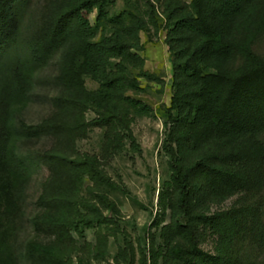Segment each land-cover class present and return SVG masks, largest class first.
Returning a JSON list of instances; mask_svg holds the SVG:
<instances>
[{
    "label": "trees",
    "instance_id": "16d2710c",
    "mask_svg": "<svg viewBox=\"0 0 264 264\" xmlns=\"http://www.w3.org/2000/svg\"><path fill=\"white\" fill-rule=\"evenodd\" d=\"M163 1L164 18L151 0L146 18L111 13L113 0H0V264L105 259L110 236L121 231L112 194L132 197L107 161L127 145L140 151L133 124L148 109L129 92L141 89L139 77L163 83L145 69L141 32L149 24L167 29L172 57L174 92L161 111L169 176L144 245L125 239L115 262L243 264L242 242L264 245L260 205L250 202L264 191V56L254 48L264 34V0ZM50 66L54 109L29 122L25 112ZM95 128L101 153L80 152L78 141ZM43 138L54 144L38 151ZM43 163L51 172L29 225L49 240L19 249L28 189ZM87 228H97L95 244L75 236ZM207 238L212 250L203 247Z\"/></svg>",
    "mask_w": 264,
    "mask_h": 264
},
{
    "label": "rangeland",
    "instance_id": "374dc122",
    "mask_svg": "<svg viewBox=\"0 0 264 264\" xmlns=\"http://www.w3.org/2000/svg\"><path fill=\"white\" fill-rule=\"evenodd\" d=\"M157 9L161 18L163 15V0H151ZM185 3L191 0H182ZM131 10L143 17H148L150 5L149 0H113L110 5L111 13H118L122 10ZM97 11L91 15V20L96 21ZM162 21V20H161ZM142 42L145 49L142 54L145 58V69L154 72L163 79V83L157 81H148L144 77H139L141 89L131 90L129 93L140 98L148 107L145 112L136 115L133 129L140 143V151H133L127 145L121 153L112 156L107 161V170L109 174L119 183L127 187L132 197L115 192L112 197L118 202L121 210L120 226L121 231L116 236H110L107 252L104 260H93L95 264H117L115 257L119 249L125 246V239L131 240L135 246L141 242L144 245L147 233L154 222L159 211L158 197L162 189L163 182L169 176L166 164V157L163 150V140L165 138V126L161 111L170 105L174 92L172 87L173 66L169 45L166 41L167 29L163 27L156 31L152 24L141 32ZM257 53L264 56V34L254 45ZM56 75L55 67L50 66L41 73L40 83L35 90L34 100L25 112V118L29 122H39L49 116L54 107L52 95L56 92L54 86V77ZM89 88H97V82L87 78ZM94 114L88 113L92 118ZM102 130L95 128L91 130L88 137L79 140L77 148L80 152L101 153L102 150ZM54 140L43 138L40 140L36 150L49 149L53 146ZM50 168L43 163L36 171L28 189L26 199V228H23L18 236L19 249H25L32 240L45 242L49 236L40 233L29 225L31 218L37 214V200L42 193L43 184L50 175ZM91 182L86 178L84 180L83 190ZM229 199L222 209H229L235 199ZM260 205V222L264 230V191L250 199ZM218 208H214L216 210ZM108 215H113L111 210H107ZM96 229L87 228L84 235L75 233V236L83 244L85 240L96 243ZM156 230V228H153ZM203 247L212 250L213 239L207 238L203 242ZM240 255L243 264H264V245L254 243L247 239L241 243ZM20 264H28L21 260Z\"/></svg>",
    "mask_w": 264,
    "mask_h": 264
}]
</instances>
